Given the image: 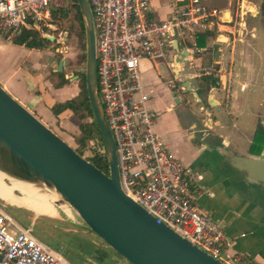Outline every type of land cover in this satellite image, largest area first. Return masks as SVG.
<instances>
[{"label": "built area", "instance_id": "1", "mask_svg": "<svg viewBox=\"0 0 264 264\" xmlns=\"http://www.w3.org/2000/svg\"><path fill=\"white\" fill-rule=\"evenodd\" d=\"M88 1L95 26L99 95L116 142L124 192L158 222L223 263L253 264L233 251L236 237L227 233L224 222L203 211L200 198L208 191L156 132L157 112L149 105L141 67L144 60H162L174 72V40L188 52L183 69L194 66L196 55L205 50L198 44L200 33L246 30L255 4L227 0L226 5L217 6L207 0H172L170 11L159 18L151 0ZM62 5L63 0H0V37H14L23 28L41 23L51 27L53 13ZM180 80L168 83L173 86ZM185 87L182 84L180 89ZM90 144L107 156L102 139L93 138ZM0 264L74 263L0 204Z\"/></svg>", "mask_w": 264, "mask_h": 264}, {"label": "water", "instance_id": "2", "mask_svg": "<svg viewBox=\"0 0 264 264\" xmlns=\"http://www.w3.org/2000/svg\"><path fill=\"white\" fill-rule=\"evenodd\" d=\"M78 4L86 30V86L106 147L109 173L81 155L0 83V178L34 187L53 196L51 200L55 205L71 207L91 233L131 264H225L165 223L158 222L124 192L116 142L99 95L93 14L88 0H78ZM258 12V9L252 10L251 15L256 16ZM220 37L212 42L211 70L214 73L220 68L217 61L222 54ZM45 38L57 40L52 35ZM173 44L177 48L173 71L179 76L180 72L184 73V57L188 52L180 50L176 40ZM67 63L66 57L61 58L55 71L61 72ZM196 78L187 74V80L182 83L185 90L198 98L202 110L210 114V108L205 107L198 91L189 84V80ZM172 96L176 104L182 102L174 91ZM208 103L219 111L212 96L208 97ZM213 149L235 176L255 186V191L264 199V153L246 156L222 146Z\"/></svg>", "mask_w": 264, "mask_h": 264}, {"label": "crops", "instance_id": "3", "mask_svg": "<svg viewBox=\"0 0 264 264\" xmlns=\"http://www.w3.org/2000/svg\"><path fill=\"white\" fill-rule=\"evenodd\" d=\"M151 2L158 17L163 18L159 13L162 0H151ZM171 2L168 4L165 15L170 11ZM219 2L217 0L216 4H209L220 6ZM257 7L255 5V9ZM210 31L204 30L200 36ZM212 33L215 36L216 32ZM212 37L206 38V44L202 46L205 48L204 52L208 49L212 50V45L210 48H206L207 43L214 41L211 39ZM2 46L3 48L6 47L4 44ZM26 51L33 52L31 48ZM220 57L226 59L223 52ZM207 58L210 60L212 56ZM217 61L220 63L219 71L216 73L219 85L210 81L208 97L212 96L217 101L219 110L225 108L226 112L222 114V118H218L212 112L209 103L205 101V107L210 108L211 112L207 114L205 110L203 111L202 104L190 91L195 101L199 103V109L198 111L192 109L186 119L182 121L173 112L176 102L172 92H175L174 89L177 86H170L168 83V87L153 88V81L147 82V84L143 83L150 95L149 105L157 112L156 132L167 144L170 152L192 169L198 183L208 191L200 198L201 208L215 219L222 220L227 233L236 237L233 251L240 252L244 258L252 260L253 264H264V199L255 191V186L235 176L217 151L213 149L222 146L246 156H259L264 153V145L256 146L254 151L250 149L253 143L255 144L258 124L264 125L263 115L256 112L255 108V79L257 82L261 81L258 90L263 88L262 91L264 92V84H262L264 82V68L259 70L256 76L255 73L251 76L247 73L248 76L242 78V75L234 74L233 69H226L225 66H222L220 60ZM210 62L208 68L212 65L211 60ZM151 64V61L144 60L142 67L144 69L150 67ZM196 68H198L196 63L192 67L186 66L181 80L183 82L187 80V74L190 73L197 76L196 79L189 80V84L198 91L200 88L198 84L199 74L193 71ZM39 69L41 71L40 77H34L30 75L29 70H22L20 66H8V69L7 67H0V83L14 98L48 124L47 120L56 117L50 109L56 100H51L46 95L50 93L56 96L61 93L58 91H63L64 86L51 87V83L45 80L46 65L41 64ZM29 76L32 80L29 79ZM178 77L180 78V75ZM178 77L175 75V78ZM152 91L157 92L159 96L153 97ZM242 92H246L245 95H242ZM200 97L205 100L204 96L200 95ZM64 113H71V111L67 110ZM242 138H248L245 148L241 146ZM3 204L6 206V202ZM9 205L12 208L20 209L17 205ZM95 246L107 253L106 264H131L114 250L111 252L106 245L95 243ZM89 260L94 264H103L102 261L97 262L93 257Z\"/></svg>", "mask_w": 264, "mask_h": 264}, {"label": "rangeland", "instance_id": "4", "mask_svg": "<svg viewBox=\"0 0 264 264\" xmlns=\"http://www.w3.org/2000/svg\"><path fill=\"white\" fill-rule=\"evenodd\" d=\"M172 0H162V7L160 8V16L165 15L168 10V4ZM208 3L216 4L217 0H207ZM219 5H225L226 0H219ZM255 4L258 10H260V5L262 0H250ZM71 0H63L62 7L56 11L55 17H52L51 27H48L44 24L38 26V30L45 37V35L55 36L57 40L50 41L46 44L44 49H31L33 52L29 53L26 50L30 48L26 46H19L13 44V37L8 38L5 35L0 37V67L4 68L8 66L16 67L20 66L22 70L30 72V75L34 77H40L39 66L41 64L46 65V76L45 80L49 81L51 87H57L61 82V76L55 71L58 66L59 60L66 57L68 60L67 65L64 67V72L66 77L69 78L67 83L64 85L63 91L58 95H53L47 93V98L51 100H64L75 96L77 92L80 91V82L78 78L72 74L76 72L86 71V38L80 32V27L74 18V9L70 6ZM68 5V6H67ZM66 6V7H65ZM61 9H68L67 14L63 15ZM248 27L246 30H238L239 28L233 29L235 33H230L228 31H221L220 34L224 36H218V33L215 34L211 39L216 41L220 37L222 42V52L223 56L225 54L226 59L223 57H218L217 60H220L222 66H225L226 69H233L234 74L242 75V78H246L249 73L251 76L255 73V76L259 70L264 68V24L263 17L260 13L256 16L248 15L247 18ZM228 38V39H225ZM219 40V39H218ZM212 41L208 44L206 48H210ZM6 45L3 48L1 45ZM8 46H11L10 48ZM210 49L206 50L203 54H197L195 57V63L198 68L194 69L196 74L201 75L205 70L203 67L210 65V60L207 57L212 56ZM208 56H206V55ZM51 60V61H50ZM150 67L144 68L141 67V76L143 82L153 81V88H164L168 87V80L175 79V74L172 72V69L169 68L167 63L162 60H154L151 62ZM159 72V73H158ZM183 73L180 74L182 76ZM263 75V74H262ZM209 79L214 80L215 85H219L218 76L216 73L212 72L209 69ZM31 79V76H29ZM198 78H200L198 76ZM238 78V76H237ZM241 78V80H242ZM32 80V79H31ZM255 79V108L256 112H259L264 117V92L263 88L258 90L259 85L261 86V81L257 82ZM202 80H199V86L201 85ZM183 83L181 81H176L173 86H177L174 90L176 95L182 100L181 103L176 104L173 107V112L179 116L183 121L188 116L189 112L193 109L198 111L199 103L195 101L194 97L187 90H180V86ZM264 84V82H262ZM51 92V91H50ZM39 93V92H38ZM208 92H203L202 96L207 102ZM246 92H242V95H245ZM152 96H159L157 92L152 91ZM191 104H190V103ZM212 112L218 117L222 118V114L226 112L225 108L217 111L215 108L211 107ZM44 117V116H43ZM89 120V118H87ZM48 125L57 132L61 137L67 140L74 148L79 147L77 139L82 136V132L79 128L78 120L71 116L70 113H63L61 116H56L53 119L47 120ZM248 139V138H247ZM247 139H241V146L245 148ZM86 155H90L89 151H86ZM109 165V164H108ZM5 181V179H4ZM8 184H11L10 181H5ZM17 194L23 196L20 191H16ZM5 203L0 199V204ZM57 209V214L53 216L46 215H37L32 210H29L24 207L12 208L8 203H6V208L8 211L22 224L28 225L33 228V232L38 236L42 237L45 241L50 243V245L57 250L60 248L64 251H68L70 254H74L75 259H70L74 264H94L91 260L93 257L97 262L102 261L103 264L107 263L106 255L107 253L100 247H89L86 250H83V254L79 252H72L68 248V243L65 242V238L69 239L67 235H64L62 232L75 233L77 236L83 238L86 242L91 240L93 244L99 243L106 245L111 252H114L111 247H109L105 242H103L96 235L91 233L81 221L75 210L69 206H57L53 203ZM67 210V211H66ZM204 211V210H203ZM61 232H58V231ZM73 235V234H71ZM73 240L77 241L76 238ZM79 244V243H78ZM86 244V243H84ZM87 251V252H86ZM86 252V253H85ZM72 254V255H73ZM120 255V254H119Z\"/></svg>", "mask_w": 264, "mask_h": 264}, {"label": "trees", "instance_id": "5", "mask_svg": "<svg viewBox=\"0 0 264 264\" xmlns=\"http://www.w3.org/2000/svg\"><path fill=\"white\" fill-rule=\"evenodd\" d=\"M70 6L71 8L74 9V18L76 20V24L78 23L80 27V32L84 35V38H86L85 23H84L82 12L78 4V0H71ZM61 10H62L63 15H66L68 13L67 12L68 9H65V10L61 9ZM259 13L263 17V24H264V0H262L261 2ZM55 15H56V11L53 13V17H55ZM210 36H214V34L211 31L203 33L198 39V44L200 46H204L206 44V38ZM12 41L13 43L17 45H24L31 49L32 48L44 49L46 44L50 42L49 39L45 38L40 33V31L38 30L36 26H33L32 28H23L19 34L13 37ZM57 73L62 78L61 82L57 85V87H62L67 83V80H69V78L66 77L64 69L61 72H57ZM74 75L78 76V80L80 82V91L78 92V94L71 97L70 99H66L63 101H55L54 103H52L50 109L55 116H60L67 110L71 111L70 115L74 116L78 120L79 128L82 132V136H80L77 139L78 144L80 145L79 147H76L77 151L81 155L85 156L88 160L93 162L102 171L109 173V165H108L107 156L105 154H101L97 152L90 144L91 139L93 138L102 139V137H101V133L98 128V125L94 119L91 103H90L89 96H88V90L86 86V71L84 70L80 73L76 72L75 74H72L71 77ZM209 78L210 76L208 77L204 76L202 78V83L198 90L199 95H202L203 92L209 91L210 81L214 82V80H210ZM87 118H89V120H87ZM263 145H264V125L259 123L257 127L255 144L253 143L250 149L251 151H254L256 146L261 147ZM86 151H89L90 155H86ZM58 232H61V231L59 230ZM62 233L69 237V239L65 238L64 241L68 243V248L71 249L72 252L80 251V253L83 254L82 252L83 250H86V248L89 249V247L95 246V244H93L91 240H87L85 242L83 238L77 236L75 233H71L73 235H71L70 232H67V233L62 232ZM39 238L45 241L42 237H39ZM73 238H76L78 242L73 240ZM48 244L50 245V243ZM57 250L61 251L71 260L75 259L73 253L72 255L68 251H64L60 248H57Z\"/></svg>", "mask_w": 264, "mask_h": 264}, {"label": "bare ground", "instance_id": "6", "mask_svg": "<svg viewBox=\"0 0 264 264\" xmlns=\"http://www.w3.org/2000/svg\"><path fill=\"white\" fill-rule=\"evenodd\" d=\"M15 190L20 191L23 196L16 195ZM51 197L53 196L26 184L17 181L8 184L0 178V199L9 204L26 207L37 215L53 216L57 214Z\"/></svg>", "mask_w": 264, "mask_h": 264}, {"label": "flooded vegetation", "instance_id": "7", "mask_svg": "<svg viewBox=\"0 0 264 264\" xmlns=\"http://www.w3.org/2000/svg\"><path fill=\"white\" fill-rule=\"evenodd\" d=\"M204 69V68H203ZM209 74V72H207V71H205V72H203L201 75H199V77L200 78H198V82H199V80H202V78L204 77V76H207ZM188 92H190V91H188ZM205 100L203 99V103H205L204 102ZM204 111V110H203Z\"/></svg>", "mask_w": 264, "mask_h": 264}]
</instances>
